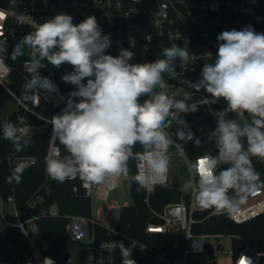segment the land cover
<instances>
[{
	"label": "clouds",
	"instance_id": "obj_1",
	"mask_svg": "<svg viewBox=\"0 0 264 264\" xmlns=\"http://www.w3.org/2000/svg\"><path fill=\"white\" fill-rule=\"evenodd\" d=\"M73 19L65 13L46 18L21 37L11 52L15 61L25 55L27 48L34 68L45 60L53 67L67 63L73 68L61 79L75 86L70 96L78 102L70 101L60 114L46 121L67 153L47 158V172L53 180L63 183L79 177L86 184L98 185L123 177L140 188L150 187L157 179L166 181L169 149L175 143L166 129L173 120L187 129L180 114L195 113L199 106L222 99L226 107L212 113L217 125L208 137L218 151L188 165L194 175L184 183L183 190L194 196L199 207L221 211L237 208L256 190L264 189V181L252 162L253 157L264 161V33L246 26L218 34L214 62L203 65L198 81L188 82L189 87L196 92L203 90L211 99L203 96L189 103L192 96L186 92L181 98L177 93L169 94L163 78L177 60L183 64L190 61L187 41L163 48L162 59L131 63L135 53L130 49L121 48L116 56L106 53L111 46L110 34H103L95 16L89 15L78 24ZM6 53V41H0V56ZM53 88L51 79L35 68L18 103L29 111L25 102L39 96L40 90ZM145 96L141 103L140 98ZM233 113L237 118H230ZM240 116L245 117L244 123L239 121ZM30 130L29 125L18 127L8 120L0 121L4 139L16 152L30 144ZM176 135L183 141L193 139L183 130ZM200 143L195 140L197 146ZM137 144L142 152L133 151ZM130 160L143 162L134 175L130 174ZM23 171L24 167L18 165L9 183H20ZM116 247L121 264H136L130 258L131 247L123 242ZM43 264L55 261L45 257ZM236 264L254 262L242 253Z\"/></svg>",
	"mask_w": 264,
	"mask_h": 264
},
{
	"label": "built area",
	"instance_id": "obj_2",
	"mask_svg": "<svg viewBox=\"0 0 264 264\" xmlns=\"http://www.w3.org/2000/svg\"><path fill=\"white\" fill-rule=\"evenodd\" d=\"M145 2L151 6L150 25L138 16ZM0 13L4 17L0 19V41H6L7 46V53L0 56V109L4 118L18 127L29 125L31 130L28 136L49 135L44 153L45 172L49 179L52 178L47 172V158L63 157L67 153L53 133L52 125L46 121L60 114L70 101L78 102V98L70 96L75 86L61 79L63 75L71 73L73 68L67 63L53 67L46 60L35 66L42 76L51 79L54 88L51 91L40 90L39 96L25 102L30 109L25 111L17 98L21 97L22 88L35 68L27 48L24 56L15 61L11 59L14 45L21 37L34 31L46 18L65 13L74 18V24H78L89 15L95 16L103 29V34H110L111 46L106 53L116 56L121 48L130 49L135 53L131 63L162 59L160 53L163 48L170 47L173 42L182 45L187 41L191 53L190 61L183 64L177 60L175 66L163 74V78L169 85L166 89L169 94L177 93V98H181L186 92L192 96L189 103L203 96L211 99L203 90L196 92L189 87L188 82L198 81L203 65L214 62L218 34L224 30H241L246 26L253 28L259 23L264 25V9L260 6V0H0ZM18 62L19 67L16 66ZM84 82L86 83V80ZM146 98L141 97L140 102ZM12 101L14 108L10 106ZM201 106L213 116L212 113L225 108L226 103L221 99L215 104ZM229 116L237 118L234 113ZM243 117H238L241 123ZM187 124L188 128L182 129L173 120L166 131L175 141L170 146L169 153L179 155L181 164L188 167L197 158L212 153H200L204 146H200L198 151L192 150L197 132L194 125ZM180 130L186 134L190 133L193 139L179 140L176 133ZM186 149L189 153L195 152L196 155L190 158ZM37 160L38 157L34 154L3 152L0 147V264H43L45 257L52 258L55 264H78L77 249L64 258L63 250L54 251L52 242L43 236L40 222L47 217L67 218V233L73 241L84 245V264H121V255L116 247L120 242H123L125 247H131L130 258L134 259L136 264L139 258L156 264H188L193 255L203 256L209 260L208 250L209 248L214 250V247L208 238L219 240L223 237H232L230 234L193 231V225L203 218L195 215L200 207L191 193H181L179 200L168 201L160 209L151 204L152 190L157 186H171V182L175 178L178 179L170 178L169 173L166 181L157 179L150 187L144 188L151 218H160L159 222L151 219L146 224V231L152 234L149 242L121 231L119 222L112 223L108 218L101 217L111 191L123 183L125 180L123 177L98 185L86 184L79 177L69 179L78 181L84 188L86 196L91 199L89 215L63 214L57 196L51 194L54 190L44 192L39 188L25 199L19 200L14 182L9 190L4 180L11 177L18 165L29 168L35 165ZM142 164V161L130 160V174L133 175L134 172L136 174ZM73 188L77 190V184ZM96 200L100 202L97 207L94 205ZM130 204L125 202L121 208ZM117 207L119 205L112 202L105 209L106 214ZM220 212L227 213L230 219L237 223L255 218L264 213V189L256 190L237 208L221 211L214 209L211 213ZM100 230L109 236H101L98 233ZM178 231L184 234L183 251L179 255H174L169 247L163 246L159 241H153L160 233ZM222 252L233 255V264H236L237 257L242 253L251 257L254 264H262L264 258V251L255 250L246 241L244 247L236 254L232 247L223 249ZM214 253L216 254L215 250Z\"/></svg>",
	"mask_w": 264,
	"mask_h": 264
},
{
	"label": "trees",
	"instance_id": "obj_3",
	"mask_svg": "<svg viewBox=\"0 0 264 264\" xmlns=\"http://www.w3.org/2000/svg\"><path fill=\"white\" fill-rule=\"evenodd\" d=\"M260 6L264 9V0H260ZM262 28H264L263 24H256L255 31L258 33H264L260 31ZM17 65L19 67V62L16 66ZM181 118L184 119L186 123L195 126L197 132L196 139H198L200 134L209 136L210 132L214 130L217 125L216 119L209 114L203 106H199L198 111L195 113L182 114ZM3 120L6 119L0 109V121ZM29 138L31 141L30 144L22 152H16L13 144L9 140L4 139L2 131H0V147L3 152L34 154L38 157L35 165L29 168H24L20 183L17 184L15 180H12V182L9 183V178L4 180L7 189L11 190V184L14 182V188L17 191L15 193H17L19 200L25 199L29 194L39 188L44 192L54 190L58 192L56 199L59 202L63 214L79 213L89 215L91 213V199L89 196H86L84 188L78 181L66 180L63 183H59L53 179L47 178L44 153L49 140V135L34 134L29 136ZM141 150L143 149L139 144L133 149L134 152ZM205 152H210L212 155H216L214 150L202 147L200 153ZM190 153L191 155H196L195 152L190 151ZM252 162L256 171L260 174L261 181H264V161L253 157ZM222 167H228V165H223ZM76 184L77 190H74L73 187ZM131 194L133 197V203L121 208L119 228L130 236L149 242L152 234L146 231V224L151 219L159 222L160 218H151V211L145 200L146 193L144 188H140L135 182H131ZM180 194L179 190L170 185L157 186L151 191V204L160 209L168 201L179 200L181 198ZM213 210L214 208L203 209L201 207L197 209L195 215L198 218L203 219L193 225V231L195 233H223L232 235L230 239L235 254L244 247L245 241L255 250L264 251V213L259 214L248 221L237 223L230 219L227 213H211ZM66 223L67 218L64 216L47 217L42 219L40 224L43 236L47 237L52 242L54 251L63 250L64 258L71 254V249L76 248L79 251L78 264H84V245L71 239L66 230ZM98 233L101 236H109L101 230ZM158 237L159 243L165 247H169L174 255L182 253L184 246L183 232L160 233L158 234ZM137 264L156 263L139 258ZM197 264L220 263L217 259H214ZM262 264H264V258L262 259Z\"/></svg>",
	"mask_w": 264,
	"mask_h": 264
},
{
	"label": "rangeland",
	"instance_id": "obj_4",
	"mask_svg": "<svg viewBox=\"0 0 264 264\" xmlns=\"http://www.w3.org/2000/svg\"><path fill=\"white\" fill-rule=\"evenodd\" d=\"M255 30V27H253ZM261 32H264V28L260 30ZM10 106L14 108V102L12 101L10 103ZM245 122L244 117L242 118V123ZM188 148V147H186ZM189 153V150L186 149ZM190 155V158H193V155ZM170 170H169V177L174 178L177 177L180 181V187L179 191L183 194H190L185 193L183 190L184 183L191 178L190 171L186 165L181 164L180 156L171 153L170 154ZM112 202H115L119 205L117 208H112L108 214H106L105 209L108 207L109 204ZM133 203V197L131 194V181L130 180H124L123 183L116 189L112 190L110 193L109 199L106 201V206L104 208V211L101 215L102 218H108L112 223H118L119 219L121 217V206L125 203ZM100 204L99 201H94V205L97 207ZM210 243H212L214 250L217 255V261L220 264H233L234 258L233 255L230 253L224 254L222 252L223 249H229L232 247V242L230 238L223 237L219 240L216 238H208ZM71 251H76V248L71 249ZM207 261L206 257L199 256V255H193L189 259L188 264H197V263H204Z\"/></svg>",
	"mask_w": 264,
	"mask_h": 264
},
{
	"label": "water",
	"instance_id": "obj_5",
	"mask_svg": "<svg viewBox=\"0 0 264 264\" xmlns=\"http://www.w3.org/2000/svg\"><path fill=\"white\" fill-rule=\"evenodd\" d=\"M150 4L149 3H147V2H145L144 3V5H143V8H142V10L140 11V13H139V17L147 24V25H150V22H149V12H150ZM245 116H246V118H247V113L245 114ZM208 137L209 136H205V135H203V134H200L199 136H198V139L200 140V145L199 146H197L195 143H194V145L192 146V150L193 151H198V149L200 148V146H204V147H206V148H208V149H212V150H214L216 153H217V149H216V147H215V142L214 141H210L209 139H208ZM179 185H180V181L178 180V179H174L172 182H171V186L173 187V188H175V189H177L178 187H179ZM51 194L52 195H54V196H57L58 195V192H56V191H52L51 192ZM153 241L154 242H157V241H159V237L158 236H156L154 239H153ZM207 255H208V258H209V260H214V259H216V254L214 253V250L212 249V248H209V250H208V253H207Z\"/></svg>",
	"mask_w": 264,
	"mask_h": 264
},
{
	"label": "snow or ice",
	"instance_id": "obj_6",
	"mask_svg": "<svg viewBox=\"0 0 264 264\" xmlns=\"http://www.w3.org/2000/svg\"><path fill=\"white\" fill-rule=\"evenodd\" d=\"M3 16V14L2 13H0V17H2Z\"/></svg>",
	"mask_w": 264,
	"mask_h": 264
}]
</instances>
